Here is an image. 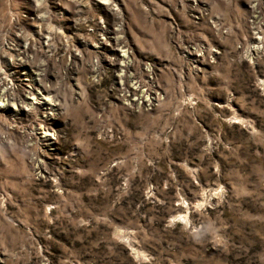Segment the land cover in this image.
Returning a JSON list of instances; mask_svg holds the SVG:
<instances>
[{
	"label": "rangeland",
	"instance_id": "obj_1",
	"mask_svg": "<svg viewBox=\"0 0 264 264\" xmlns=\"http://www.w3.org/2000/svg\"><path fill=\"white\" fill-rule=\"evenodd\" d=\"M0 264H264V0H0Z\"/></svg>",
	"mask_w": 264,
	"mask_h": 264
}]
</instances>
